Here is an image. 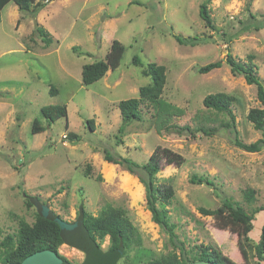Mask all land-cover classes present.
<instances>
[{
    "label": "rangeland",
    "instance_id": "obj_1",
    "mask_svg": "<svg viewBox=\"0 0 264 264\" xmlns=\"http://www.w3.org/2000/svg\"><path fill=\"white\" fill-rule=\"evenodd\" d=\"M202 1L54 0L36 17L20 12L13 2L0 10V243L16 235L19 221L34 223L36 206L25 203L31 196L70 222L81 205L92 216L107 205L121 209L137 240L119 264H145L178 254L169 234L153 222L138 178L103 159L107 149L143 164L160 147L183 157L181 165L162 161L157 179L174 191L166 209L187 258L204 245L217 248L233 264H264L254 257L264 210L254 215L247 239L241 226L221 228L213 217L199 212L220 208L225 198L249 214L264 208V148L249 153L233 142L237 137L250 144L264 135L246 119L250 109L260 107L256 87L226 63L206 74L198 72L226 53L240 62L251 55L264 86V0H212L208 7L214 30L206 29L199 18ZM37 26L49 33L48 46ZM173 35L200 41L181 45ZM114 40L125 48L119 65L82 85V67L104 60ZM135 57L141 65L133 64ZM149 63L164 67L160 98L177 108L168 125L213 129V135L191 138L173 128L158 132L155 106L148 100L141 101L140 120L118 134V103L138 97L140 88L151 83L144 74ZM52 86L56 94L50 93ZM218 92L235 99V130L222 128L226 114L202 104L207 94ZM49 105L66 106L67 118L47 126L40 109ZM36 118L45 130L32 134ZM89 119L93 131L87 127ZM70 133L78 138L69 139ZM191 177L212 185L192 183ZM248 189L255 193L251 204L243 195ZM99 243L106 250L108 237ZM58 253L74 264L84 258L82 251L66 244Z\"/></svg>",
    "mask_w": 264,
    "mask_h": 264
},
{
    "label": "trees",
    "instance_id": "obj_2",
    "mask_svg": "<svg viewBox=\"0 0 264 264\" xmlns=\"http://www.w3.org/2000/svg\"><path fill=\"white\" fill-rule=\"evenodd\" d=\"M52 1L54 0H0V10L8 3L13 2L17 5L20 12L36 17L41 9ZM211 1L203 0L200 3L198 15L206 29L214 30L208 7ZM35 30L41 39H43L45 45L48 46L52 41L49 33L39 26ZM173 37L181 45L194 46L200 41L196 37L183 38L178 35H173ZM124 50L123 44L114 40L104 60H99L82 67V85L88 86L104 77L107 71L115 69L119 65ZM252 60L253 57L249 55L247 56V62H240L230 53H226L223 60L208 63L199 68L198 72L206 74L220 68L222 63H226L232 73L241 74L248 85H254L260 107L250 109L246 115V119L256 130L264 134V86L256 74V67ZM133 64L136 66L141 65L139 59L136 57L133 59ZM144 74L151 79V83L140 88L138 97L121 100L118 103L121 115V126L118 129V134H122L125 126L131 122L140 120V104L143 100L154 103V124L158 132H170L171 128H173L178 135H187L191 138H196V135L199 134L211 136L216 132L213 129L206 130L203 127L192 129L189 126H169V119L176 114L177 108L160 98L164 85L165 69L162 66L149 63L144 69ZM50 93L56 94L57 90L52 86ZM234 101L233 96L218 92L207 94L203 98L202 104L207 109L226 114L228 121L221 124L222 128L235 130V115L232 110ZM40 115L46 125L49 126L50 123L60 118H67V109L66 106L61 105L44 106L40 109ZM86 123L88 129L93 131V120L89 119ZM44 130L45 128L40 124V120L34 119L31 133L36 134ZM184 132L185 134H183ZM67 136L71 140L78 138L73 133ZM233 142L236 147L249 153H255L264 148V135L261 139L250 144L242 143L237 137L234 138ZM103 159L107 163L123 167L130 174L138 178L145 190L146 206L153 222L169 234L170 241L174 246H179L180 249H183L182 243L178 241L174 232L175 226L169 221L166 209V206L174 197V191L169 184L162 183L157 179L162 161H165L166 164L181 165L183 157L170 149L157 147L152 152L148 161L143 164H138L130 158L113 154L107 149L103 151ZM90 170V167L86 168L85 174L87 177L90 176ZM191 182L212 185L208 180L197 177H191ZM243 195L247 203H253L255 199L253 190L248 189ZM25 203L27 207L36 206L35 221L31 225L24 220L19 221L16 235H8L0 243L3 251L0 258L3 264H19L21 261L37 255L50 256L66 263L67 260L58 253V248L62 244H66L82 252L87 249L84 264H119L137 240L136 229L125 216L124 212L110 205L105 206L97 216L87 213L83 205H81L75 220L70 222L65 221L52 210L48 209L47 205L40 203L36 197L29 196L26 198ZM262 210L264 208L259 207L249 214L238 203L230 198H225L220 208L214 210L200 208L199 212L203 216L213 217L221 228L232 225L241 226L242 233L247 239L252 229L254 215ZM105 237L109 239V246L106 250H102L99 242L104 240ZM200 247L201 252L192 259L186 258V252L182 251L183 257L180 259L173 254L151 259L145 264H189L195 261H208L212 264H233L218 251H215V249L212 254H207V250L211 247ZM263 255L264 223L261 227L259 241L254 248V257L260 262L264 260Z\"/></svg>",
    "mask_w": 264,
    "mask_h": 264
},
{
    "label": "flooded vegetation",
    "instance_id": "obj_3",
    "mask_svg": "<svg viewBox=\"0 0 264 264\" xmlns=\"http://www.w3.org/2000/svg\"><path fill=\"white\" fill-rule=\"evenodd\" d=\"M36 211H37V210H36ZM182 245H183V244H182ZM200 246H202V247H206V246H204V245H199V249H200V250H199L198 252H201V247H200ZM175 247H176V246H175ZM176 248L179 250V253H178V254H175V255L180 259V258L183 257L182 253H183V252H186V250H185V248H184V245H183V249H180L179 246H177ZM214 249H215V251H218V252L223 256V254H222V252H221L220 250H218L217 248H213V247H211L210 249L207 250V254H212ZM182 251H183V252H182ZM171 255H173V254H171ZM37 256H38V255H37ZM43 256H44V255H39L38 257L33 256V257H35V258H33V259L31 260V261H33L32 263H33V264H43ZM85 256H86V254H84V258H83V260H82L81 263L84 262V260H85V258H86ZM185 257L187 258L186 255H185ZM30 258H31V257H30ZM30 258H27V259L21 261L19 264H23L25 261H27V260L30 259ZM56 260H57V259H56ZM29 261H30V260H29ZM58 262H59V263H58ZM81 263H79V264H81ZM191 263H192V262H191ZM0 264H3V263L1 262V258H0ZM57 264H74V263H71V262L68 261V260H67L66 263L57 260Z\"/></svg>",
    "mask_w": 264,
    "mask_h": 264
},
{
    "label": "water",
    "instance_id": "obj_4",
    "mask_svg": "<svg viewBox=\"0 0 264 264\" xmlns=\"http://www.w3.org/2000/svg\"><path fill=\"white\" fill-rule=\"evenodd\" d=\"M83 253L86 254L87 253V249L83 250ZM36 257H38V256H36ZM33 258H35V257H31L30 259L25 261L23 264H33L32 263L33 261H31ZM43 264H57V260H56V258H53V257H50V256L49 257L43 256ZM189 264H212V263H210L208 261H195V262H192V263H189Z\"/></svg>",
    "mask_w": 264,
    "mask_h": 264
}]
</instances>
